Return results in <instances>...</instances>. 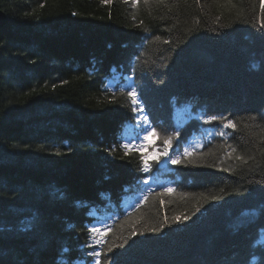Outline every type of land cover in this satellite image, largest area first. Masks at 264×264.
Segmentation results:
<instances>
[{
    "label": "trees",
    "instance_id": "obj_1",
    "mask_svg": "<svg viewBox=\"0 0 264 264\" xmlns=\"http://www.w3.org/2000/svg\"><path fill=\"white\" fill-rule=\"evenodd\" d=\"M0 8V264H92L93 225L106 241L95 246L101 264H262L260 0H0ZM132 87L160 135L125 155L120 145L139 132ZM184 106L237 129L222 137L219 122L202 116L179 122ZM173 131L181 136L170 151L202 147L183 164L156 163ZM141 155L151 172L139 170ZM164 188L175 191L160 195ZM183 215L191 218L139 235Z\"/></svg>",
    "mask_w": 264,
    "mask_h": 264
},
{
    "label": "snow or ice",
    "instance_id": "obj_2",
    "mask_svg": "<svg viewBox=\"0 0 264 264\" xmlns=\"http://www.w3.org/2000/svg\"><path fill=\"white\" fill-rule=\"evenodd\" d=\"M125 2H127V0H125ZM143 2L147 4L149 3V0H143ZM156 2L163 3L164 0H156ZM260 2H261V19L259 21V28L261 30H264V0H260ZM101 3L111 4L112 0H101ZM131 3L133 7H136L140 3V0H131ZM72 15H76V13H72ZM155 39L159 40L160 37L156 36ZM121 93L124 94L123 89H121ZM126 95L131 101L132 112L138 114L135 120V125L136 127L139 128V132L143 133V135L141 136L138 132L132 139L126 140L124 143L120 145V147L124 149L125 155H128L129 150H133L137 146V144H139V147H143L146 145V142L149 136H158L160 135V133L157 132L156 127L152 126V122L149 120L148 115L144 114L143 101L140 98V94L138 93L137 88L132 87L131 90L126 93ZM261 118L264 119V117H261ZM199 119H203L204 123L219 122L221 130L217 132L216 135H219L222 137L226 135V133L224 132V129H232L233 131L237 129L236 123L233 120L223 115H207L206 117H199ZM252 119L255 120L256 117H252ZM245 128H247V125H245ZM180 136H181L180 131H173L172 133L163 137L164 148H163V151L155 158L156 163L160 162V157L162 156L166 158V160L173 165L183 164L185 162V159L193 156L196 153V150L202 147V145L200 144H195L189 147H185L182 153L178 151H170L171 149H173V143H172L173 139L176 138L178 140ZM105 151H109V154H111L112 152L116 151V148L115 146H113L112 149L110 150L106 149ZM232 151H235V149H232ZM229 155H231V153H229ZM237 159H243V158L237 157ZM191 162H192L191 160H188V163H191ZM139 164H140V168H139L140 171L144 173H149L152 171V165L150 164L146 156L141 155ZM143 183L147 185L149 184V180L145 179L143 180ZM174 191L175 190L173 188H164L163 192L160 193V195L164 193H171ZM220 191L223 192V189H221ZM150 194H151V188L149 187L148 194L144 195L143 199L137 203L136 207L139 208L142 203L146 202ZM221 199H223V197L221 196L211 197V200L213 201H219ZM206 201H207V198H206ZM200 207H203V205H200L199 207H197L195 211L199 212ZM190 218L191 217L188 215H183L182 218L178 216H173L171 217V220H169V218L165 216L163 220L157 223L156 225L149 226L148 228L139 232V235H144L145 232L159 233L165 226H170L171 223H176L178 220L181 223H183L189 220ZM28 227L29 226H26L25 229L23 230H27ZM109 227H110L109 225L104 224L103 231L106 233L109 230ZM88 232L90 233L89 239L91 243L87 244L86 247L93 248V251L89 252L88 255L93 258L92 264H101L102 253L99 251H96L95 246L100 245L102 243H106V241H103L101 239V229L96 227L95 225H93L92 227H89ZM136 234H137L136 229L133 228L129 236L125 238L122 243L116 245V247L122 248ZM111 251H112V245H108V252H111ZM64 252L68 253L70 252V250L65 249ZM103 255H106V253H104ZM54 264H56L55 261H54ZM68 264H72L71 258H69ZM262 264H264V257H262Z\"/></svg>",
    "mask_w": 264,
    "mask_h": 264
},
{
    "label": "rangeland",
    "instance_id": "obj_3",
    "mask_svg": "<svg viewBox=\"0 0 264 264\" xmlns=\"http://www.w3.org/2000/svg\"><path fill=\"white\" fill-rule=\"evenodd\" d=\"M199 116H202L201 112H194L193 110L189 109L188 106H184L182 109H178L175 112V119L179 122H183L189 117L192 119L193 117H199ZM198 142H199V138L195 137L194 143H198ZM132 203H133V200L131 199L129 202V205H131Z\"/></svg>",
    "mask_w": 264,
    "mask_h": 264
},
{
    "label": "water",
    "instance_id": "obj_4",
    "mask_svg": "<svg viewBox=\"0 0 264 264\" xmlns=\"http://www.w3.org/2000/svg\"><path fill=\"white\" fill-rule=\"evenodd\" d=\"M7 22V16L0 8V29L3 27V25Z\"/></svg>",
    "mask_w": 264,
    "mask_h": 264
}]
</instances>
